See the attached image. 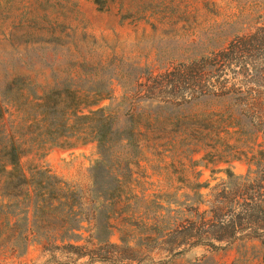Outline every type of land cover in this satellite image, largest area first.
I'll return each mask as SVG.
<instances>
[{
  "label": "rangeland",
  "instance_id": "rangeland-1",
  "mask_svg": "<svg viewBox=\"0 0 264 264\" xmlns=\"http://www.w3.org/2000/svg\"><path fill=\"white\" fill-rule=\"evenodd\" d=\"M162 4L164 8H159ZM147 5L150 0H110L108 10L100 12L94 0H0V87L11 90V81L20 75L50 89L70 79L82 94L102 95L93 110L112 108L123 119L143 108L150 114L151 124L157 102H169L175 113L186 114L190 128L183 138L176 135L178 143L168 154V173L185 176L186 185L208 182L210 188L200 192L203 199L197 198L200 213L209 212V223L215 214L225 215L229 221L243 212L245 204L254 206L264 200V0H155L153 9ZM232 97L242 100L224 102ZM3 110H7L3 124L11 134V106L5 105ZM227 110L247 126L229 129L228 135L199 128L204 114L216 120ZM155 139L151 132L142 147L141 168L135 170L142 185L138 191L145 190L149 201L158 193L164 173ZM72 144L34 152L23 157L21 165L27 173L47 170L89 198L92 169L100 160L98 145L93 141ZM227 170L249 179L251 187L246 189V182L239 181L232 191L223 193V187L212 191L227 180ZM175 187L183 186L177 183ZM184 195L192 197L193 192L183 188L177 200L170 202L172 219L176 212L188 214L196 208ZM222 201L224 207L219 205ZM251 221L235 237L231 229L218 233L233 236L218 253L186 246L182 255L170 257L168 251L181 241L172 239L168 244L150 243L149 252L138 259L191 264L207 255L219 264H264V217L255 214ZM15 222L12 219V236L18 234ZM111 242L119 244V235ZM56 246L63 247L61 243L33 244L25 255H7L0 261L89 262Z\"/></svg>",
  "mask_w": 264,
  "mask_h": 264
},
{
  "label": "trees",
  "instance_id": "trees-1",
  "mask_svg": "<svg viewBox=\"0 0 264 264\" xmlns=\"http://www.w3.org/2000/svg\"><path fill=\"white\" fill-rule=\"evenodd\" d=\"M94 1L100 12L108 10L110 0ZM154 2L150 0L148 9H153ZM158 7L164 8L163 4ZM78 88L67 79L50 89L22 75L11 81V90L0 87V260L7 255L23 256L33 244L45 242L61 243L63 247L55 249L74 254L78 259L88 258L87 264H154L148 257L138 259L149 252L150 243L168 244L172 239H181L168 251L170 257L182 255L186 251L182 248L186 246L190 249L206 247L208 253H218L226 249L222 244L231 242L238 230L241 233L247 230L241 226L246 222L251 224L255 214L264 217V200L259 199L254 206L245 204L243 212L229 221L225 215L217 214L210 223L206 221L209 212L200 213L201 202L197 198L203 199L200 192L209 189L210 184L186 185L189 181L185 176L174 177L168 173L171 167L167 163L168 154L178 143L176 135L183 138L190 128L186 114L175 113L169 102H157L156 118L151 124L150 114L143 108L124 115L123 119L112 108L93 110L102 95L89 91L82 94ZM241 100L232 97L224 102ZM5 105L11 106V134H7L3 124ZM203 116L205 119L198 125L204 131L211 128L228 135L229 129L247 126L229 110L223 111L216 120L213 115ZM151 132L159 142L158 162L164 171L153 201L148 200L145 190L138 191L142 185L135 177V170L141 168L145 155L143 144L148 143ZM73 141H93L98 145L100 160L92 169L93 191L89 198L47 170L27 173L21 165L25 156L47 148L72 147ZM179 143L183 144L184 139ZM226 174L227 180L212 191L219 187L224 188L223 193L232 191L239 181L246 182V189L251 187L249 179L237 177L231 170ZM177 183L183 187L176 188ZM183 188L193 192L192 197H183L196 208L188 214L176 212L179 218L172 219L170 202L177 200ZM225 204V201L219 203L223 207ZM12 219L18 227L15 236L11 235ZM207 226L209 228L205 229ZM228 229L233 232L230 237L217 235ZM53 234L57 237H52ZM115 234L119 235V244L111 242ZM192 240L195 242L190 243ZM126 253L136 257H127ZM191 264L219 263L214 257L204 255Z\"/></svg>",
  "mask_w": 264,
  "mask_h": 264
}]
</instances>
